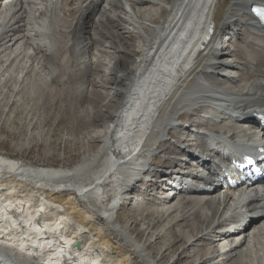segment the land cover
<instances>
[{"label":"bare ground","instance_id":"obj_1","mask_svg":"<svg viewBox=\"0 0 264 264\" xmlns=\"http://www.w3.org/2000/svg\"><path fill=\"white\" fill-rule=\"evenodd\" d=\"M5 1L0 89L37 102L74 84V122L96 146L70 167L0 152V264H264V191L211 192L185 158L228 138L234 156L264 146L250 124L264 114V28L249 12L264 0Z\"/></svg>","mask_w":264,"mask_h":264},{"label":"rangeland","instance_id":"obj_2","mask_svg":"<svg viewBox=\"0 0 264 264\" xmlns=\"http://www.w3.org/2000/svg\"><path fill=\"white\" fill-rule=\"evenodd\" d=\"M39 5L40 4H38V6ZM42 5L44 6L41 2L39 6V10H41L39 17H41L43 13L42 10L44 7ZM70 50L71 48L69 49L70 55H68L67 58L71 64L69 61L68 64L72 67L74 66V70L77 72L78 66H75L76 62ZM70 59H72V61ZM131 59L130 56L129 61ZM60 86L61 85L55 87L51 85L50 87L52 88H47L45 90L46 92H44L40 101L33 102L26 99L24 101L25 103L22 101L18 103L17 97L19 96V91L17 92V90H14L16 91L14 92L10 88L4 89V91L0 89L1 153L28 164H37L47 167H70L83 158V155L88 152H93L96 143L91 140L90 134L92 131L87 128V125L83 124L81 121L82 117H79L77 122H74V112L79 109L77 106L75 107L74 104L80 103L76 98L77 94L74 93L75 85L66 80L64 85ZM8 89L10 90L8 91ZM11 97H13V99ZM86 148L88 150H86ZM167 152L169 153V150H167ZM160 160L161 157L159 155L153 158V162L156 164L160 163ZM128 194L131 193L129 192ZM141 196L143 197L142 201L145 202H154L155 200V197L152 198L151 193L148 196H145L143 193ZM122 206L127 210H132L135 206V204H133V198L130 197L129 200H125ZM122 206L121 208L123 210ZM122 210L120 214H122ZM145 225L146 224L141 223L138 225V228L145 227ZM178 243H180V241ZM175 246L173 248H175ZM182 260L184 261V259Z\"/></svg>","mask_w":264,"mask_h":264},{"label":"water","instance_id":"obj_3","mask_svg":"<svg viewBox=\"0 0 264 264\" xmlns=\"http://www.w3.org/2000/svg\"><path fill=\"white\" fill-rule=\"evenodd\" d=\"M80 243L76 242L75 247H79Z\"/></svg>","mask_w":264,"mask_h":264}]
</instances>
